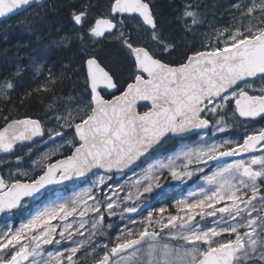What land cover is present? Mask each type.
<instances>
[{"label": "snow or ice", "instance_id": "1", "mask_svg": "<svg viewBox=\"0 0 264 264\" xmlns=\"http://www.w3.org/2000/svg\"><path fill=\"white\" fill-rule=\"evenodd\" d=\"M32 3L0 0V18ZM208 11L180 0L176 32L155 0L71 6L81 32L61 42L81 46L83 94L57 97L64 65L15 101L51 97L42 116L0 108V264H264V0H229L228 25L199 33ZM24 71L0 80V103Z\"/></svg>", "mask_w": 264, "mask_h": 264}, {"label": "trees", "instance_id": "2", "mask_svg": "<svg viewBox=\"0 0 264 264\" xmlns=\"http://www.w3.org/2000/svg\"><path fill=\"white\" fill-rule=\"evenodd\" d=\"M81 2L82 0H45L42 4L29 10L32 15L26 18V21L6 27L0 32V80L8 78L11 73L16 71L18 66H23L25 69L15 92L10 94L13 103H0V108H15L20 114L27 112L39 118L47 110L46 105L52 102L51 97L45 96L42 99H33L23 107L16 104L15 101L19 95L42 81L43 76L47 74V69L51 68L56 73L64 65H70L77 69L66 73L62 83L56 89L57 97H60L61 92L69 93L72 87L77 85L79 80H82L84 72L79 70L81 46L75 40L71 43L60 42L59 32L60 27L63 25H65V28L70 27L72 20L71 6ZM204 2L209 11L204 17L202 28L209 27L207 26L208 23L227 26L230 17L224 9L229 0H204ZM155 3L161 18L172 26L173 31L179 32L180 25L176 23V8L179 6L180 0H155ZM187 40L191 43L192 38L189 36ZM105 49L110 60L120 58V53L112 49L111 46H106ZM38 60L43 62V71L36 75L33 68L37 66ZM243 131L244 129L237 123L231 136L237 137ZM166 192L165 189L162 191L163 194H166ZM34 206L30 204V208Z\"/></svg>", "mask_w": 264, "mask_h": 264}, {"label": "rangeland", "instance_id": "3", "mask_svg": "<svg viewBox=\"0 0 264 264\" xmlns=\"http://www.w3.org/2000/svg\"><path fill=\"white\" fill-rule=\"evenodd\" d=\"M32 15V12L31 11H27L26 13H24L23 15L17 17L16 19L14 20H8V21H5L3 23H0V32L2 30H4L6 27H10L12 25H15L16 23H21V22H24L26 21L25 19L30 17ZM213 25H215V27H226V26H222L220 24H212V23H208L207 28H200L198 29V32L199 33H210L211 30H212V27ZM37 66H41L43 67V62L41 60H38L37 61ZM49 127H51L52 125H48ZM230 138L231 139H238L239 136L237 137H232L230 135ZM198 140V137L194 138V139H191V140H185L183 142H178V144L176 145V147H180L182 144H194L195 141ZM35 151L37 152H43L45 151V146L43 145H40L38 144L36 146V149ZM10 159V158H8ZM139 171V170H137ZM129 176H131V173H129ZM195 183H202V181H200L199 179V174L197 176H193L192 180L188 181L187 182V185H184V184H178L177 182H172L171 185H167L164 189L167 191L166 194H163L162 192L158 191L157 194L155 195L154 199H151L149 201V204L151 205V207L155 208V207H159L163 204H167L169 203V201L175 199V198H179L181 195H186L187 192L195 186ZM163 189V190H164ZM65 195H68L70 193H64ZM53 195L52 193H50L44 200H47V199H51L53 198ZM35 206H39L38 205H35ZM30 207V205H29ZM146 214V213H145ZM6 218L2 217L0 218V223H2ZM17 223L19 222V218L17 219L16 221ZM108 222H111V221H106V223ZM109 235H112V233L110 232Z\"/></svg>", "mask_w": 264, "mask_h": 264}, {"label": "flooded vegetation", "instance_id": "4", "mask_svg": "<svg viewBox=\"0 0 264 264\" xmlns=\"http://www.w3.org/2000/svg\"><path fill=\"white\" fill-rule=\"evenodd\" d=\"M64 26L65 25L61 26L59 29L60 36H61L60 38H62L64 36L74 35L75 33L81 32V29L77 25L74 24L73 20H71V25L69 28H65ZM60 42H59V44H60ZM106 46H108V45H105L102 47H106ZM85 88H86V85H85L84 76H83L82 80H79L78 84L73 86L72 89L69 91V93L65 94L64 92H61L60 96H63L65 98L76 97V96L82 95ZM254 127H256V128L264 127V122H261L260 124H256V125H254ZM194 138H196V137H190L188 140H191Z\"/></svg>", "mask_w": 264, "mask_h": 264}, {"label": "water", "instance_id": "5", "mask_svg": "<svg viewBox=\"0 0 264 264\" xmlns=\"http://www.w3.org/2000/svg\"><path fill=\"white\" fill-rule=\"evenodd\" d=\"M43 1H44V0H40V2H38V0H33V3L31 4V6L27 7L26 9L19 10L16 14L9 15V16L6 17V18H0V21H4V20L10 19V18H12V17H15V16L21 14L22 12L28 10L29 8H31V7H33V6L37 5V4H41V3H43ZM35 118H36V117H35ZM2 155H3V154H0V156H2ZM37 201H40V198H39V197L37 198Z\"/></svg>", "mask_w": 264, "mask_h": 264}, {"label": "bare ground", "instance_id": "6", "mask_svg": "<svg viewBox=\"0 0 264 264\" xmlns=\"http://www.w3.org/2000/svg\"><path fill=\"white\" fill-rule=\"evenodd\" d=\"M25 44H26V43H25ZM38 202H39V201H38ZM38 204H39V203H38ZM38 204H37V205H38Z\"/></svg>", "mask_w": 264, "mask_h": 264}]
</instances>
